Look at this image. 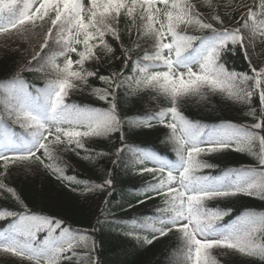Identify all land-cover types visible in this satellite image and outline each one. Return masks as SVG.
<instances>
[{"label":"snow or ice","instance_id":"6c2138e0","mask_svg":"<svg viewBox=\"0 0 264 264\" xmlns=\"http://www.w3.org/2000/svg\"><path fill=\"white\" fill-rule=\"evenodd\" d=\"M205 3L212 7V0ZM245 7L246 12L237 18L238 27L217 28L216 24H225L221 15L209 20L192 0H0V35H31L37 27L50 24L34 59L56 74L35 94L20 76L0 86V166L4 169L0 177L10 165L35 160L63 178L62 169L55 166V146L64 144L75 151L85 147L87 138L121 132L114 95L119 83L115 76H97L84 65L99 59L97 49L113 52L106 38L119 40L123 17L135 29L131 35L151 41V51L136 62L135 86L152 89L171 101L170 107L147 118L144 126L159 122L170 129L177 145L174 160L137 150L141 163L156 164L141 168V174H157L156 182L146 186V199L166 198V207L144 225L154 233L145 243L177 231L182 241L178 264H219L214 249L264 261V212L248 209L233 216L232 209L208 207L209 201L237 195L264 200V68L252 67L251 75L236 73L222 61L223 54L238 46L251 66L249 50L254 41L264 39V0H251ZM59 58L62 65L57 63ZM125 59L131 58L126 55ZM93 77L110 86L93 89V95L109 107L69 103L70 94ZM205 94H221L244 105H251L256 96L260 108L250 107L246 113L255 123L208 127L189 120L180 110V101ZM9 120L26 135L16 132ZM223 151L250 155L257 165L213 175L211 170L217 166L202 157ZM45 159L50 163L45 164ZM111 183L108 180L105 185ZM5 189L20 199L0 179V191ZM0 221L5 222L0 224V252L28 264H68L76 249L87 246L84 235L52 217L0 209Z\"/></svg>","mask_w":264,"mask_h":264},{"label":"trees","instance_id":"16d2710c","mask_svg":"<svg viewBox=\"0 0 264 264\" xmlns=\"http://www.w3.org/2000/svg\"><path fill=\"white\" fill-rule=\"evenodd\" d=\"M215 13L220 14L227 22L228 16H223L219 10ZM209 16L212 17L214 14ZM139 23L137 21V25ZM215 26L221 28L219 24ZM49 27L50 24L46 23L43 27H37L33 34H27L31 40L30 48L37 54L43 43L42 33ZM134 31L131 22L122 17L119 24V40L106 38L113 52L97 49L99 59L86 62L84 65L86 70L96 72L97 76H115L119 83L120 86L114 89V95L122 122L121 132H114L105 137L87 138L84 140L85 147L75 151L64 144L55 146L57 156L55 166L62 169L63 178L35 160L10 165L6 175L0 177L6 187L14 189L20 198L17 200L6 189L0 191V209L17 213L30 211L33 214L61 220L68 227L83 233L87 241L91 242L92 247L87 245L76 249L77 255L73 256L68 264H178L182 249L179 232L171 231L167 236L153 240L151 244L145 243V239H153L154 233L144 231L147 228L144 225L166 207V198L160 196L146 199V185L142 183V174L132 171L133 164L128 166L127 160L124 159L128 150L135 147L151 146L164 152L173 150L172 146L176 147L171 139L170 129L155 120L150 121V126H144L148 123L147 118L161 109L170 107L171 101L152 89L133 88L124 80L127 76L135 74L139 78L136 62L151 48V41L147 37L137 38L130 34ZM47 51L45 49V52ZM248 54H251L250 50ZM126 55L131 59H125ZM23 59L26 60V66L18 76L27 82L29 87L35 89L46 87L48 81L56 79L54 72L35 59L28 61L23 53L7 47L0 55V82H9L17 65ZM73 59H76L74 54ZM222 61L229 71L247 74L250 70L248 61L238 46L223 54ZM57 63L62 65L63 58H59ZM107 87L110 86L104 81L95 77L89 78L86 85L70 94L68 102L107 109L109 104L93 95L94 88ZM0 95H3L2 91ZM223 96L221 94L189 96L180 101L179 107L189 120L203 124L221 122L241 124L246 119L250 107L260 108L256 96L252 98L251 105L235 103ZM8 123L20 135H26L25 130L18 124L11 120ZM166 133L170 136L172 146L164 144ZM121 148L124 150L120 151ZM37 155L43 159L42 152ZM245 158L246 154L235 151H223L202 157L208 163L217 166L211 173L219 169L225 171L240 167L239 163L245 161ZM44 163L48 164L50 161L45 159ZM137 165L142 168L143 163L138 161ZM3 171V167L0 166V172ZM108 180L112 181L111 185H105ZM98 185L105 186L99 188ZM214 202L215 200L209 201L208 206H214ZM220 205L222 209H232L233 215L248 209L264 212V200L245 195L225 198L220 201ZM132 222L140 229L134 230ZM0 224L5 222L0 221ZM214 256L217 257L219 264H264V261L231 250L218 252ZM0 264L28 262L0 252Z\"/></svg>","mask_w":264,"mask_h":264},{"label":"rangeland","instance_id":"374dc122","mask_svg":"<svg viewBox=\"0 0 264 264\" xmlns=\"http://www.w3.org/2000/svg\"><path fill=\"white\" fill-rule=\"evenodd\" d=\"M238 2V5L241 7H237L236 5V10L238 11L239 16L243 15L246 10H244V6H247L250 4L251 0H236ZM4 37H0V45H11L14 47L19 48L20 50H27L28 45L27 41L21 36L16 34L15 32L9 33V34H4Z\"/></svg>","mask_w":264,"mask_h":264}]
</instances>
